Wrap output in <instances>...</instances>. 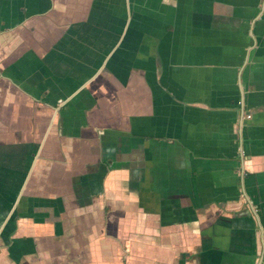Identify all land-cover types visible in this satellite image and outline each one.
<instances>
[{
	"label": "crops",
	"instance_id": "crops-1",
	"mask_svg": "<svg viewBox=\"0 0 264 264\" xmlns=\"http://www.w3.org/2000/svg\"><path fill=\"white\" fill-rule=\"evenodd\" d=\"M0 264H264V0H0Z\"/></svg>",
	"mask_w": 264,
	"mask_h": 264
}]
</instances>
